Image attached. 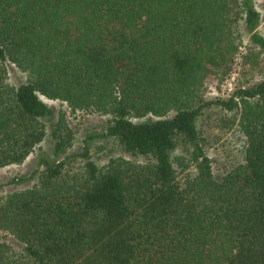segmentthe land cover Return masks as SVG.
Wrapping results in <instances>:
<instances>
[{
  "label": "trees",
  "instance_id": "obj_1",
  "mask_svg": "<svg viewBox=\"0 0 264 264\" xmlns=\"http://www.w3.org/2000/svg\"><path fill=\"white\" fill-rule=\"evenodd\" d=\"M260 21L254 0H0V167L51 145L7 182L31 186L0 184V264H264ZM240 55L244 80L204 99L205 79ZM6 63L26 80L8 83ZM40 95L106 115L101 136L147 160L98 166ZM213 104L233 112L243 140L223 173L197 128Z\"/></svg>",
  "mask_w": 264,
  "mask_h": 264
},
{
  "label": "rangeland",
  "instance_id": "obj_2",
  "mask_svg": "<svg viewBox=\"0 0 264 264\" xmlns=\"http://www.w3.org/2000/svg\"><path fill=\"white\" fill-rule=\"evenodd\" d=\"M255 7L261 14V21L257 31L264 36V0H254ZM235 24V23H234ZM235 32L240 39L239 49L242 55L248 52L250 46L249 34L244 29L242 22L238 21ZM240 55L231 68L228 69V75L222 79L208 76L202 85L200 94L206 100H217L226 98L221 95V85L229 76L230 72L235 70L236 77L233 81V88L244 80L242 76L243 57ZM249 64H247L248 67ZM7 81L11 85H18L26 80V74L11 63H6ZM264 72V62L259 64V69L254 73V79H259ZM40 98L51 108L55 114L61 110L65 113L68 124L74 131V151L81 150L87 146L89 153L94 162L102 167L110 160L123 158L134 163H140L147 160L144 156L126 152L117 140L110 137H103L101 134L106 127L108 117L97 113H88L80 110L71 111L70 108L62 101L49 99L40 95ZM233 112L223 110L218 104H213L205 109L197 120V128L203 137L205 150L211 160L212 169L217 173H223L234 167L241 161V150L243 140L238 133L235 125ZM49 138L44 140L39 146L21 164H11L0 167V184L5 189H20L25 186H31L34 179H30L23 184L7 183L10 179L28 176L37 167V155L44 151L50 150ZM79 161L72 162L73 169L78 168L81 164Z\"/></svg>",
  "mask_w": 264,
  "mask_h": 264
},
{
  "label": "built area",
  "instance_id": "obj_3",
  "mask_svg": "<svg viewBox=\"0 0 264 264\" xmlns=\"http://www.w3.org/2000/svg\"><path fill=\"white\" fill-rule=\"evenodd\" d=\"M236 77V71L233 70L230 72L229 76L224 80V83L221 85V95H226V98L229 97L233 91V81Z\"/></svg>",
  "mask_w": 264,
  "mask_h": 264
}]
</instances>
